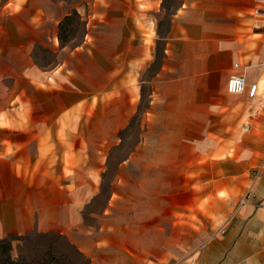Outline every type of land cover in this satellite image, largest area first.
Segmentation results:
<instances>
[{"label":"crops","instance_id":"1","mask_svg":"<svg viewBox=\"0 0 264 264\" xmlns=\"http://www.w3.org/2000/svg\"><path fill=\"white\" fill-rule=\"evenodd\" d=\"M82 1L84 41L47 73L32 51L57 45L63 2L0 0V239L75 237L89 264H264V0H175L144 141L86 228L106 166L80 144L95 140L81 112L104 142L127 125L135 101L116 98L154 57L163 0ZM234 75L253 98L227 93Z\"/></svg>","mask_w":264,"mask_h":264},{"label":"rangeland","instance_id":"2","mask_svg":"<svg viewBox=\"0 0 264 264\" xmlns=\"http://www.w3.org/2000/svg\"><path fill=\"white\" fill-rule=\"evenodd\" d=\"M53 2L62 1L63 9L70 20L63 22L60 29L58 26L57 45L36 46L32 51L33 63L41 71L51 73L59 68L62 61L68 59V53L81 46L86 34V3L82 0H52ZM175 0H163L162 9L156 14V32L158 40L154 44V57L151 61L143 62L137 68L132 66L138 72L130 78L128 83V92L121 94L120 98H116V103L121 101L129 106L131 101H135L136 110L132 114H128L127 125L120 131L115 132L110 141H102V124L94 121V115L89 110H82L81 130L82 133H93L95 140L80 142L84 150L90 149L95 160V164H105L106 171L100 176V196L91 202L90 205H84L81 214V223L84 227L95 225L90 213H99L104 206V198L109 193V184L116 176L117 165L128 159L131 152L144 141V135L147 132L146 118L149 117L150 101L152 96V83L155 72L160 68L163 61L164 41L163 37L168 28L170 14L176 8ZM76 12L77 16L73 15ZM66 17V16H65ZM64 17V18H65ZM63 20H61L62 22ZM60 22V23H61ZM147 38V34H144ZM150 36V35H149ZM148 41L150 37H148ZM61 39V43L60 40ZM63 49V50H62ZM77 68V75L80 79H84V70H90V64L83 59L74 62ZM128 68H130L128 66ZM86 87V86H84ZM129 90H131L129 92ZM1 95V94H0ZM37 98V94H34ZM19 100V99H18ZM121 103V104H122ZM95 115L101 114V109L95 110ZM6 111L0 115L5 118ZM100 151V153H99ZM88 155H84L83 163L89 160ZM81 175V174H80ZM6 241H0V264H89L88 259L81 254L74 240L78 238L66 237L60 233L53 232L47 234H29L27 236H8ZM5 242H10V250H7ZM10 261L7 262V259Z\"/></svg>","mask_w":264,"mask_h":264},{"label":"built area","instance_id":"3","mask_svg":"<svg viewBox=\"0 0 264 264\" xmlns=\"http://www.w3.org/2000/svg\"><path fill=\"white\" fill-rule=\"evenodd\" d=\"M236 67V65H235ZM247 89V94L249 98H253L257 92V86L256 85H250L248 88H246L245 85V79L243 75H234L231 76L227 82L226 90L227 93L232 95H239L243 94L245 90ZM244 131H248V127H244ZM250 197V194L247 193L245 198L240 202V205L244 203L245 200H247Z\"/></svg>","mask_w":264,"mask_h":264},{"label":"trees","instance_id":"4","mask_svg":"<svg viewBox=\"0 0 264 264\" xmlns=\"http://www.w3.org/2000/svg\"><path fill=\"white\" fill-rule=\"evenodd\" d=\"M73 15L78 17V15H77V13H76L75 11L73 12ZM70 17H71V16L68 15V16H66V17L63 19V21L60 23V29H61L62 26H63L62 23H63V22H66V21H69V20H70ZM59 41H60V43H61V39H60ZM0 241L3 242V241H6V239H5V238H2V239H0ZM5 243H6V245H7V250H10V247H11V246H10V242H5ZM9 261H10V258L7 259V262H9Z\"/></svg>","mask_w":264,"mask_h":264}]
</instances>
